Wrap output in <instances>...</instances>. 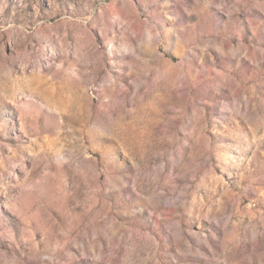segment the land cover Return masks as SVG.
<instances>
[{
	"label": "rangeland",
	"instance_id": "rangeland-1",
	"mask_svg": "<svg viewBox=\"0 0 264 264\" xmlns=\"http://www.w3.org/2000/svg\"><path fill=\"white\" fill-rule=\"evenodd\" d=\"M0 264H264V0H0Z\"/></svg>",
	"mask_w": 264,
	"mask_h": 264
}]
</instances>
